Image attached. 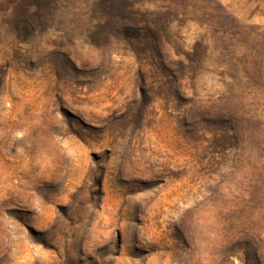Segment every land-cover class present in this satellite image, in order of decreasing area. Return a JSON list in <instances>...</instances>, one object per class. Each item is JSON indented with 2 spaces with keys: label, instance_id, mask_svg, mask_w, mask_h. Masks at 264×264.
<instances>
[{
  "label": "rangeland",
  "instance_id": "374dc122",
  "mask_svg": "<svg viewBox=\"0 0 264 264\" xmlns=\"http://www.w3.org/2000/svg\"><path fill=\"white\" fill-rule=\"evenodd\" d=\"M99 1L0 0V264H264V0Z\"/></svg>",
  "mask_w": 264,
  "mask_h": 264
},
{
  "label": "trees",
  "instance_id": "16d2710c",
  "mask_svg": "<svg viewBox=\"0 0 264 264\" xmlns=\"http://www.w3.org/2000/svg\"><path fill=\"white\" fill-rule=\"evenodd\" d=\"M55 1L33 0V4L38 11H45L47 9H53ZM128 8L129 6L123 0H101L95 4L97 19L105 22L101 25L103 28H106L109 23L113 24L127 19L126 14Z\"/></svg>",
  "mask_w": 264,
  "mask_h": 264
}]
</instances>
